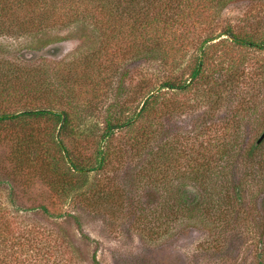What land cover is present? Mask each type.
<instances>
[{"label":"trees","instance_id":"1","mask_svg":"<svg viewBox=\"0 0 264 264\" xmlns=\"http://www.w3.org/2000/svg\"><path fill=\"white\" fill-rule=\"evenodd\" d=\"M238 2L257 12L223 19ZM62 29L73 31L51 39L47 51L69 38L87 49L55 76L0 58V143L9 144L8 161L29 185H45L53 204L77 213L53 214L44 204L23 210L68 215L88 237L79 210L108 205L149 238L203 228L210 237L201 246L218 252L242 237L254 264H264L263 219L248 218L253 208L245 200L249 175L257 190L264 184L263 141L256 142L264 128V0H0V37ZM101 85L116 89L118 101L105 114L89 113L83 94ZM227 101L212 143L200 123ZM203 104L193 130L168 138L169 113L191 114ZM256 205L264 212V197ZM50 238L0 203V264L73 263Z\"/></svg>","mask_w":264,"mask_h":264},{"label":"rangeland","instance_id":"2","mask_svg":"<svg viewBox=\"0 0 264 264\" xmlns=\"http://www.w3.org/2000/svg\"><path fill=\"white\" fill-rule=\"evenodd\" d=\"M256 12L257 7L254 8L246 2H238L225 10L223 19H240L244 16L254 15ZM71 31L73 30H51L37 34L35 37L9 38L1 36L0 58L38 64L44 68L52 69L55 76L64 62L73 59L79 52L87 49V42L85 44L79 38H69L56 42L58 50L55 52L47 51L45 46L49 45L48 42L51 39L65 36ZM36 46H40V49L36 50ZM167 95L169 96L170 92ZM179 97L185 98L182 94H179ZM169 98L171 97L169 96ZM83 99L92 105L90 110H87L89 113L102 115L106 113L108 105L118 101V92L116 89L101 85L99 91L92 92L88 89L83 94ZM229 105L230 103L227 101L219 108L206 112L203 116L205 120L200 124L210 130L208 135L212 143L216 138V132H218L217 122L226 117ZM207 107L208 104H203L191 114L169 113L166 117L168 138L177 130H180L181 133L193 130V126L198 121L197 117ZM247 129L249 127L245 126L244 130L247 131ZM250 132L252 133L251 129ZM258 134L260 135V132ZM262 141L261 145L264 147V139ZM8 154L9 144L0 143V203L6 209L16 213L27 224L50 231L49 241L52 244L55 242L60 245L62 253L65 255H63L64 258L72 257L73 263L70 262L71 264H95L92 261L93 255L98 260L97 264H254L252 252L247 247L248 242L242 237L229 238L221 248L222 250L218 252L206 251L201 246L210 237L209 231L203 228L189 226L185 227L180 234L171 237L164 233L165 235L149 238L145 233L136 230L135 225L131 224V217L125 216L120 213V210L112 209L108 205H102L100 210H92L88 206L84 210H79L82 231L88 237L82 236L77 223L68 215L50 216L42 213L40 209L24 211L30 207L44 204L53 214L77 213V209L71 205L53 204V197L47 187L37 179H33V184L29 185L23 177L18 176L8 161ZM229 174L232 175L230 171ZM252 178V175L248 176V184L245 188L247 190L245 194L247 207L253 208L251 213L249 212L248 218L253 220L262 217L261 223L264 224V212L256 205L264 197V184L260 190H257ZM189 187H193V185ZM10 197L13 198L14 204H11ZM255 201L257 202L254 204ZM252 222L254 223V221Z\"/></svg>","mask_w":264,"mask_h":264},{"label":"water","instance_id":"3","mask_svg":"<svg viewBox=\"0 0 264 264\" xmlns=\"http://www.w3.org/2000/svg\"><path fill=\"white\" fill-rule=\"evenodd\" d=\"M264 139V129L262 130V132L260 133V135L257 138V143H260L262 140Z\"/></svg>","mask_w":264,"mask_h":264}]
</instances>
